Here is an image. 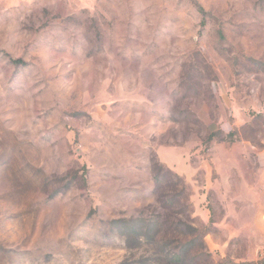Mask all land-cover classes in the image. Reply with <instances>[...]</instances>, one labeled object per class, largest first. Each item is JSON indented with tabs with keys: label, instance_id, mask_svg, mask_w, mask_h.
Returning a JSON list of instances; mask_svg holds the SVG:
<instances>
[{
	"label": "rangeland",
	"instance_id": "374dc122",
	"mask_svg": "<svg viewBox=\"0 0 264 264\" xmlns=\"http://www.w3.org/2000/svg\"><path fill=\"white\" fill-rule=\"evenodd\" d=\"M261 150L264 0H0V264H264Z\"/></svg>",
	"mask_w": 264,
	"mask_h": 264
},
{
	"label": "crops",
	"instance_id": "0c3cea01",
	"mask_svg": "<svg viewBox=\"0 0 264 264\" xmlns=\"http://www.w3.org/2000/svg\"><path fill=\"white\" fill-rule=\"evenodd\" d=\"M249 150H251V149L243 148V147L242 148L241 147H233V148H227V149L217 147V148L213 149L212 155H214L215 158H213L212 161L215 162L216 166H220V164H222L223 161H225V159L221 158L220 155L232 156V157L234 156V158H230V159L234 160V163L231 165L230 169L218 170V172H216V173H218L219 178L228 182L229 180L234 178L233 173H235V175H237L241 179H245L247 172L244 169V163H243L244 158H243V156L249 155V153H248ZM205 164H207V163H205ZM256 167H257V172L255 174V178L257 179L258 185L256 187H254V193L259 195L258 202L264 203V183H262V182H264V150L257 151ZM205 171H206V175H204V176L206 177L207 180H209V179L211 180L212 175H213L212 170L209 171V170L205 169ZM197 176H198V174H197V171L195 169H193L192 174L191 173L188 174L189 180H191L193 182L195 181ZM248 178H249V175H248ZM227 184L229 185L230 183L228 182ZM246 186H247V183L245 182V187ZM248 188H249V186H248ZM250 191H252V190H250ZM258 211L260 212V214L258 215V218H259V224L258 225H259L260 229L262 230V234H263L262 236H264V204H260L258 206ZM250 217H251V215H250ZM230 232L233 233L231 231V229H230ZM263 248H264V246H263Z\"/></svg>",
	"mask_w": 264,
	"mask_h": 264
}]
</instances>
